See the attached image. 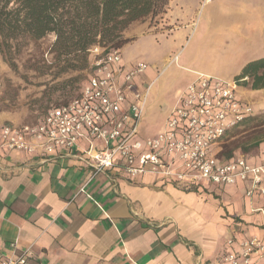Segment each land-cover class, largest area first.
Here are the masks:
<instances>
[{"label":"crops","instance_id":"obj_1","mask_svg":"<svg viewBox=\"0 0 264 264\" xmlns=\"http://www.w3.org/2000/svg\"><path fill=\"white\" fill-rule=\"evenodd\" d=\"M174 2L169 0L156 26L132 22L123 33L129 40L119 50L139 35L170 26ZM233 5V15L245 18L237 25L246 26L248 49L253 50L248 57H264V42L255 35L264 30V0ZM121 64L125 68L134 62L121 57ZM144 125L140 121V138L163 129L143 135ZM263 145L264 140L249 154L235 156L256 163ZM92 173L79 149L37 157L0 146V258L31 245L29 264H225L221 257L230 250L228 239L257 236L264 242V195L247 196L249 182L214 186L221 193L218 208L216 200L188 199V189L172 181L129 177L121 167ZM198 186L207 190L213 185Z\"/></svg>","mask_w":264,"mask_h":264},{"label":"built area","instance_id":"obj_2","mask_svg":"<svg viewBox=\"0 0 264 264\" xmlns=\"http://www.w3.org/2000/svg\"><path fill=\"white\" fill-rule=\"evenodd\" d=\"M89 72L76 97L50 107L31 124L0 123V146L43 157L80 151L92 176L121 167L129 177L149 175L182 189L207 183L215 187L249 182L246 195H264V145L253 163L243 155L218 158L217 148L230 132L255 114L240 98L235 81L199 73L178 92L163 129L140 138L149 86L140 89L144 64L123 67L120 50L92 46ZM225 264H264V242L257 236L226 241ZM16 243L11 246L15 247ZM32 246L0 258V264H29Z\"/></svg>","mask_w":264,"mask_h":264},{"label":"rangeland","instance_id":"obj_3","mask_svg":"<svg viewBox=\"0 0 264 264\" xmlns=\"http://www.w3.org/2000/svg\"><path fill=\"white\" fill-rule=\"evenodd\" d=\"M234 1L175 0L170 26L163 25L157 32L139 35L120 50L126 61L146 66L137 80L140 89L156 76L149 87L141 134L151 135L161 129L178 92L201 73L196 71L231 80L237 74L233 72H239L246 62L252 60L248 57L253 50L248 49L250 39H246V26L237 25L245 18L237 17L231 11ZM162 14L143 21L149 23V27L156 26L164 18ZM255 35L264 42V30ZM53 41V34L30 41L13 55L12 63L0 54V121L17 125L34 123L50 107L66 100V92L57 90L63 82L75 94L77 87L86 81L89 69L57 75L54 68H49L53 62L49 53ZM109 46L103 44L100 47ZM245 81L250 82L249 79ZM237 91L240 98L253 105L255 114L247 123L230 132L217 150L224 154L245 155L264 140V88L252 90L248 85L239 86ZM220 194L214 192V186L207 190L198 186L196 191L187 192L190 200L218 201L213 202L218 208L221 207ZM210 209L204 208L205 212Z\"/></svg>","mask_w":264,"mask_h":264},{"label":"trees","instance_id":"obj_4","mask_svg":"<svg viewBox=\"0 0 264 264\" xmlns=\"http://www.w3.org/2000/svg\"><path fill=\"white\" fill-rule=\"evenodd\" d=\"M168 2L169 0H0V54L12 63L13 55L30 41L53 34L54 41L49 49L53 62L49 68H54L57 75L86 70L89 69V49L92 46L109 44L106 49H119L129 40L123 33L132 22L164 13ZM247 79L250 80L249 83L245 81ZM232 80L238 86L249 85L252 90L263 89L264 57L246 62ZM82 84L72 94L69 85L63 82L57 90L66 92V100L55 106L76 97ZM216 156L229 160L233 154H224L219 150ZM190 189L187 192L196 190V186Z\"/></svg>","mask_w":264,"mask_h":264}]
</instances>
